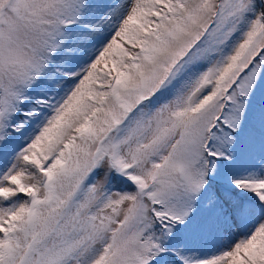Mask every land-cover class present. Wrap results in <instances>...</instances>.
Listing matches in <instances>:
<instances>
[{
  "label": "snow or ice",
  "instance_id": "obj_1",
  "mask_svg": "<svg viewBox=\"0 0 264 264\" xmlns=\"http://www.w3.org/2000/svg\"><path fill=\"white\" fill-rule=\"evenodd\" d=\"M0 264H264V0H0Z\"/></svg>",
  "mask_w": 264,
  "mask_h": 264
}]
</instances>
